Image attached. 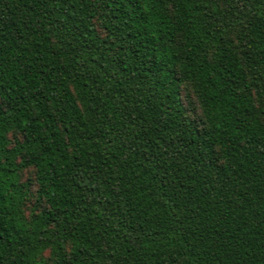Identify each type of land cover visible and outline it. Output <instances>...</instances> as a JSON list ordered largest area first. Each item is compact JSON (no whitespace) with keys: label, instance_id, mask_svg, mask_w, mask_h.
<instances>
[{"label":"trees","instance_id":"16d2710c","mask_svg":"<svg viewBox=\"0 0 264 264\" xmlns=\"http://www.w3.org/2000/svg\"><path fill=\"white\" fill-rule=\"evenodd\" d=\"M0 264H264V0H0Z\"/></svg>","mask_w":264,"mask_h":264},{"label":"rangeland","instance_id":"374dc122","mask_svg":"<svg viewBox=\"0 0 264 264\" xmlns=\"http://www.w3.org/2000/svg\"><path fill=\"white\" fill-rule=\"evenodd\" d=\"M27 175H29L28 171L25 172L24 177H26Z\"/></svg>","mask_w":264,"mask_h":264}]
</instances>
